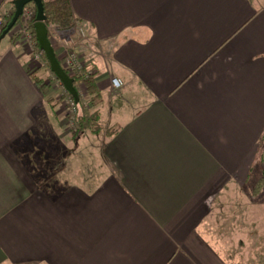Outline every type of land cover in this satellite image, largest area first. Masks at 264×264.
<instances>
[{
  "label": "crops",
  "instance_id": "1",
  "mask_svg": "<svg viewBox=\"0 0 264 264\" xmlns=\"http://www.w3.org/2000/svg\"><path fill=\"white\" fill-rule=\"evenodd\" d=\"M69 2L103 132L73 139L33 56L0 37V264H243L248 233L234 249L205 226L264 176V0Z\"/></svg>",
  "mask_w": 264,
  "mask_h": 264
},
{
  "label": "rangeland",
  "instance_id": "2",
  "mask_svg": "<svg viewBox=\"0 0 264 264\" xmlns=\"http://www.w3.org/2000/svg\"><path fill=\"white\" fill-rule=\"evenodd\" d=\"M47 1H51V0H47ZM34 5L30 4L28 6L29 11H33L34 15H35V11L33 9ZM1 14H3V12H0ZM7 15L5 14L3 21H2V26L0 27V31L3 29V27L6 25V19ZM27 22V21H26ZM24 18L19 19V21L17 22L18 25L17 27H14L15 29H13L6 37L9 38L11 41H13L14 43L18 42L19 45L21 44V49L24 50L25 52L31 54L33 62L32 65L34 66V71L36 73V77L39 79H42L43 81H45L46 83H50L52 85V87L47 88L45 90V97H47V100L49 103H53L55 102L56 104L59 105L60 107V112L62 113V115H64L65 117H67V121L69 123L70 120V111L68 106L64 105L63 103V98L62 95V83L59 82L49 71V69L46 67L45 63L42 61L41 59V55L39 54L38 50H37V44L35 39L33 38V40H28V38L31 36L33 37V28H31L30 26V30L29 31H24L22 30L24 28V24L26 23ZM16 26V25H15ZM28 26V25H27ZM24 31V32H23ZM55 30H52L51 32V37H52V42L54 43V45H56V47L58 48V56L60 58V61L63 65V61L60 57V55H62L61 52V48L62 45H72L71 47L74 48V50L80 54L81 56V61L83 62V64H88V56L86 54L85 51L81 50L82 47H84L87 44V33H86V38L83 39L78 35V31L77 33L74 35H72V32H70L68 35H63L62 37L59 38V34H55ZM65 39V41L63 40ZM31 41V43H30ZM74 43V45L72 44ZM93 70V68H91ZM94 71V70H93ZM112 79V78H111ZM110 87H111V80H110ZM124 88V87H123ZM123 88L121 90H123ZM80 97L82 99V104L85 106H87L86 104V93H85V89L83 86H81L80 88ZM119 91H115L112 89L111 87V92L112 93H118ZM106 94V93H105ZM51 100V101H50ZM54 103V104H55ZM70 126V131L72 134V127ZM100 126V124H99ZM100 130V134L102 131L101 126L99 127ZM105 128V126H104ZM103 128V129H104ZM106 129V128H105ZM104 129V131H105ZM114 128H110L108 131H106L107 133H109L110 131H113ZM89 132V131H88ZM92 134V133H91ZM88 143L86 145V147H83L82 151L80 153H83L85 151H87V160L85 159L84 161L87 163H85V166L88 167H94L97 166L96 165V157H95V153L94 152V147H96V145H98L96 142H94V140L88 138ZM91 141V142H90ZM93 144V147L91 146ZM74 149V148H73ZM74 152V150H73ZM259 183V182H258ZM258 183L256 185V187H254L253 189H251L250 186L245 187L243 190L240 189H236L233 185L232 191H228L225 193L226 198L228 197L229 203L227 205H229V207L227 209H225L226 211L228 209H230L231 211V216L228 214H215V219L211 220V224H209V226H205V229H209L211 231H213L216 234L217 238H223L226 239L224 240L225 242H227V247L228 248H239L238 247V240L237 241H232L231 239L235 237H239L238 235L241 234V231L243 232H247V251L246 254L241 256H232V261L233 263H236L237 261H240L241 259H243V264H251V259H255V249H256V242L259 244L260 242L257 241L256 238V234H255V226L253 223H250V220L248 222H246V224H243V217L246 216V212H247V216L251 217L250 219L254 218V215L257 217V219H262L261 223L259 224L258 227L259 229L263 230L264 232V185L262 188L258 189ZM236 189V190H235ZM216 213H218L221 209L219 208V203L220 201L216 200ZM240 204V205H239ZM246 204L248 205L246 208ZM230 216V217H229ZM225 218V219H224ZM224 220L225 222L220 221ZM234 219V220H233ZM254 220V219H253ZM236 222V223H235ZM205 230V231H206ZM238 231V232H237ZM242 232V233H243ZM220 233H224L223 237L221 236ZM233 234V236H232ZM230 239V240H229ZM223 241V242H224ZM227 255H229V253H227ZM228 258V256H226Z\"/></svg>",
  "mask_w": 264,
  "mask_h": 264
},
{
  "label": "trees",
  "instance_id": "3",
  "mask_svg": "<svg viewBox=\"0 0 264 264\" xmlns=\"http://www.w3.org/2000/svg\"><path fill=\"white\" fill-rule=\"evenodd\" d=\"M14 0L9 1L10 5V11L7 15V20H6V25L3 27V29L0 31V37L2 33L6 30L8 24L11 22L15 9L13 5ZM44 3V9H45V16L47 18L45 22V26L48 31V39L51 40V32L52 30H55V34H59L61 36L68 35L70 32H72V35L76 34L77 32V24L78 21L75 20L74 15L71 10L70 2L69 0H43ZM35 11V16L33 17V20L31 22V28H33V37L36 41L37 44V50L39 54L41 55L42 61L45 63L46 67L49 69L51 74L60 82V80L56 77V75L52 72L50 62L46 56V54L40 49V46L38 44L37 38H36V32H35V25H36V14L37 10L36 7H33ZM18 23L16 24L15 27H17ZM15 29V28H14ZM53 50L55 52V57L58 60L61 68L63 71L69 76L68 72L62 67V63L59 60V56L56 52V49ZM86 73L84 72L82 75L76 76V77H71L69 76L72 80H74V88L75 91L78 94L79 98V103L82 104V99L80 97V87L83 86L85 89L86 93V104L87 107H83L81 109L80 115L77 117L75 126L72 128V136L73 139H76L79 134L84 133L86 131H89L90 133L94 135L100 134V114L98 111V107L103 103V97L101 94V91L98 87V82L96 78V74H93L89 76L88 78L85 77ZM36 85L39 87L41 93L44 95L45 90L47 88L52 87L50 83H46L42 79H39L35 76L34 78ZM70 95V94H69ZM71 96V95H70ZM72 97V96H71ZM73 98V97H72ZM74 100V98H73ZM51 101V100H50ZM83 105V104H82ZM84 106V105H83ZM115 130L110 131L108 134L109 137H112L115 134ZM264 185V176L263 179L258 183L257 188L260 189Z\"/></svg>",
  "mask_w": 264,
  "mask_h": 264
},
{
  "label": "built area",
  "instance_id": "4",
  "mask_svg": "<svg viewBox=\"0 0 264 264\" xmlns=\"http://www.w3.org/2000/svg\"><path fill=\"white\" fill-rule=\"evenodd\" d=\"M34 12L33 11H29L28 7L24 8L23 14L20 17L24 18L25 20V24H24V28L22 30L24 31H29L30 30V26H31V22L33 20L34 17ZM4 18V14L0 13V27L3 25L2 21ZM28 25V26H27ZM77 31H78V35L85 39L86 38V31L85 28L83 26H79L77 25ZM29 29V30H28ZM23 31V32H24ZM34 37H29L28 40H33ZM65 41V39H63ZM31 43V41H30ZM74 45V43H72ZM72 45H62L61 48V52L62 55H60L62 61H63V65L62 67L68 72L69 76L71 77H76L79 75H82L84 72L86 73V78H88L89 76L95 74L94 71L91 69V66L88 64H83V62L81 61V56L80 54H78L73 47H71ZM60 60V58H59ZM63 86V84H62ZM111 87L113 90L115 91H119L124 87L123 82L118 79V78H112L111 79ZM62 97L63 98V103L64 105L68 106L69 111H70V120H69V124L71 125L72 128H74L75 126V122L77 117L80 115L81 113V109L84 107L82 104H80L79 102H76L75 99L73 100V98L69 95L68 91L64 88V86L62 87ZM87 107V106H85Z\"/></svg>",
  "mask_w": 264,
  "mask_h": 264
},
{
  "label": "water",
  "instance_id": "5",
  "mask_svg": "<svg viewBox=\"0 0 264 264\" xmlns=\"http://www.w3.org/2000/svg\"><path fill=\"white\" fill-rule=\"evenodd\" d=\"M30 4H33L37 10L35 32L40 49L46 54L51 65L52 72L60 80L68 93L75 99L76 102H78L79 98L74 88V80H72L61 68L58 60L55 57V52L53 50L51 41L48 39V31L45 26L47 18L45 16L43 0H14L13 5L15 12L11 22L8 24L6 30L2 33L1 39H4L14 29L15 25L23 14L24 8Z\"/></svg>",
  "mask_w": 264,
  "mask_h": 264
},
{
  "label": "flooded vegetation",
  "instance_id": "6",
  "mask_svg": "<svg viewBox=\"0 0 264 264\" xmlns=\"http://www.w3.org/2000/svg\"><path fill=\"white\" fill-rule=\"evenodd\" d=\"M29 5H27L26 7H28ZM4 14V13H3ZM4 16H5V14H4Z\"/></svg>",
  "mask_w": 264,
  "mask_h": 264
}]
</instances>
